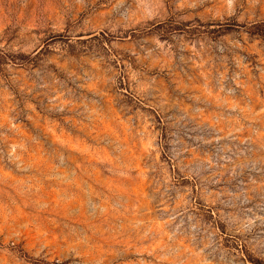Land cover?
I'll use <instances>...</instances> for the list:
<instances>
[{"label": "rangeland", "instance_id": "rangeland-1", "mask_svg": "<svg viewBox=\"0 0 264 264\" xmlns=\"http://www.w3.org/2000/svg\"><path fill=\"white\" fill-rule=\"evenodd\" d=\"M0 264H264V0H0Z\"/></svg>", "mask_w": 264, "mask_h": 264}]
</instances>
